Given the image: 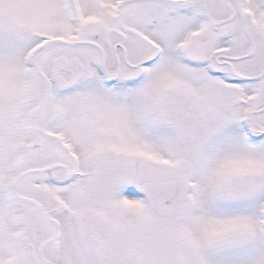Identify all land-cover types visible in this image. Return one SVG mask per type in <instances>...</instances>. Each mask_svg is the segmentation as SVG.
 Wrapping results in <instances>:
<instances>
[{
  "label": "snow or ice",
  "instance_id": "obj_1",
  "mask_svg": "<svg viewBox=\"0 0 264 264\" xmlns=\"http://www.w3.org/2000/svg\"><path fill=\"white\" fill-rule=\"evenodd\" d=\"M0 264H264V0H0Z\"/></svg>",
  "mask_w": 264,
  "mask_h": 264
}]
</instances>
